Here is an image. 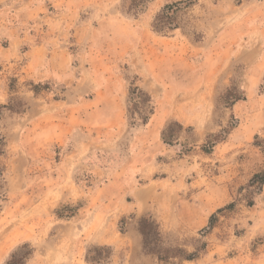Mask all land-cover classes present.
I'll use <instances>...</instances> for the list:
<instances>
[{
  "label": "rangeland",
  "instance_id": "374dc122",
  "mask_svg": "<svg viewBox=\"0 0 264 264\" xmlns=\"http://www.w3.org/2000/svg\"><path fill=\"white\" fill-rule=\"evenodd\" d=\"M262 15L264 0H0V264H264V61L238 54L240 34L262 50ZM37 46L68 49L70 71H23ZM130 46L113 65L124 120L100 131L85 103ZM140 54L170 69L165 88L135 72ZM66 119L90 132L55 136Z\"/></svg>",
  "mask_w": 264,
  "mask_h": 264
},
{
  "label": "crops",
  "instance_id": "0c3cea01",
  "mask_svg": "<svg viewBox=\"0 0 264 264\" xmlns=\"http://www.w3.org/2000/svg\"><path fill=\"white\" fill-rule=\"evenodd\" d=\"M263 22L261 23L260 27H254V29H259L260 34L264 41V15H262ZM83 31V30H82ZM81 31V32H82ZM82 38H85L87 31L86 28L83 31ZM240 37H242L243 43L241 48H239V53H243L244 59L242 62H244L243 66H248V64H257L259 61H256L255 57L260 55L259 60L262 59L264 61V42H263V48L259 52L257 49V46L253 47H246L247 44H250V38H247L246 36H242L240 34ZM249 37V36H247ZM26 38H21L20 34H15L12 37H10L9 46L7 47V57L12 58V60H9L10 62L14 59L19 58L18 53L19 48L16 49V52H14L13 47L15 46H21L22 42ZM15 41V42H14ZM48 48L46 46H37L36 48H32L25 56L32 57L30 60L25 62L23 68V71L27 73H31L33 77L37 80H46L47 78H52L53 74L55 76H60L61 73H65L70 71L71 66V53L66 48ZM133 50V47L130 46V48H127L125 50L121 51H115L114 53H110L109 55H106L105 58L107 59L105 62V70L102 69V73L100 77H98V81L96 82L98 85V90L95 91L94 86L93 90L97 93V96H93V98H89V100L86 101L85 106H87V114L85 113L84 116L86 118L97 119L100 131L104 130L107 131V126L111 123H121L124 120L126 111H127V101H128V94H129V87L127 86V78L119 73L116 68H114L113 65H119L118 62L122 61L127 55H129V51ZM232 53L233 47L228 46L225 49V52ZM141 55V54H140ZM138 56V59L135 57L132 63H136L137 65L135 68L137 71H135L140 76H145L147 81L150 79L154 83V87L158 86L160 89L163 87L165 88L166 85V76H170L171 71L169 68L166 67V64H164L161 67H156L155 63L152 61V56H148V59L143 58V56ZM90 57H93L91 54ZM163 59L166 60V56H163ZM107 62L110 65L112 63V67H107ZM117 63V64H116ZM169 66V65H168ZM207 77H209L207 75ZM204 81H208L207 78L204 79ZM167 86V85H166ZM167 95L162 96L161 100H159V105L156 109V113L154 115L155 119L160 122L166 121L169 117V111H166L164 107L162 109L161 105L166 103ZM81 105V104H79ZM109 105L111 107L109 108ZM93 107H95V110H92ZM91 110V111H90ZM78 124H83L85 119L82 117L76 118ZM70 127L68 126V120H65V123L60 124L59 130L60 132L57 133L55 136H67L68 134H73L74 132H79L80 134L85 137L86 131H89V128H78V127ZM88 129V130H87ZM90 132V131H89ZM89 135V134H88ZM85 141V140H84ZM81 147H84L83 153L86 152L85 150V144L81 145ZM125 189H134V193L139 197L143 199H148V195L146 191L143 188H138L134 184L129 183L125 186ZM227 200L231 199L232 196L229 194L228 196H225ZM220 199V196L215 197L216 204L210 206L211 211L210 214L215 212L219 207L220 204L217 202Z\"/></svg>",
  "mask_w": 264,
  "mask_h": 264
},
{
  "label": "trees",
  "instance_id": "16d2710c",
  "mask_svg": "<svg viewBox=\"0 0 264 264\" xmlns=\"http://www.w3.org/2000/svg\"><path fill=\"white\" fill-rule=\"evenodd\" d=\"M168 8H170V7L167 6L166 9H168ZM137 91L140 93V91L138 89H137ZM1 155H2V152L0 149V156ZM252 183L257 184L260 187H263L264 186V173H260V174L255 175L254 179L252 180ZM233 207H234V204L230 205L228 208L231 209ZM220 211H222V209ZM88 260L92 263H99L94 259H88ZM7 264H28V255L23 254L22 250H17L11 255Z\"/></svg>",
  "mask_w": 264,
  "mask_h": 264
}]
</instances>
